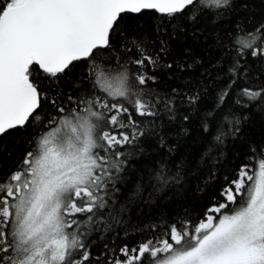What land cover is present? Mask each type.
Listing matches in <instances>:
<instances>
[{
	"label": "snow or ice",
	"instance_id": "obj_1",
	"mask_svg": "<svg viewBox=\"0 0 264 264\" xmlns=\"http://www.w3.org/2000/svg\"><path fill=\"white\" fill-rule=\"evenodd\" d=\"M238 6L0 0V264H264V19L225 27Z\"/></svg>",
	"mask_w": 264,
	"mask_h": 264
},
{
	"label": "trees",
	"instance_id": "obj_2",
	"mask_svg": "<svg viewBox=\"0 0 264 264\" xmlns=\"http://www.w3.org/2000/svg\"><path fill=\"white\" fill-rule=\"evenodd\" d=\"M247 2L248 8L244 9L242 7H237V10L235 13L229 15L226 18V22L224 23L225 27H231L235 23L243 24L245 23V18H248L249 24L251 23L252 16H255L256 20L264 19V0H238V5L240 3ZM219 23V21H217ZM211 26V25H210ZM187 46H192L194 51L198 56H203V64L205 67H207L211 61H213L216 58V51L214 47L211 46V38L208 40V45L206 46L203 42L197 43L193 41L191 36H186L183 39L174 41V48L176 49L177 53L179 51ZM164 81H168V77H163ZM167 83L161 84V87H166ZM245 131L248 134V137L251 140H259L264 141V118H261L259 116L255 117L251 124L246 125ZM198 131L195 122L191 125V130L188 136L182 137L181 143H182V151L181 155H194L197 148H198ZM25 146L21 145L16 149V155H19ZM248 161L245 158L243 146L237 142L235 144V147L232 145H229V151L227 152V156L225 159V163L221 168V173L227 172L231 174L234 170V168L239 165L240 163H247ZM258 159H255L252 161V164L254 167L258 168ZM2 163L5 167L8 166L9 161L7 158H4ZM214 190H209L208 193L205 194V196L211 195ZM199 197V194H194L192 192L188 193V201L195 207L197 204V198ZM169 201L165 200L164 204H168ZM179 204L175 206L173 209L169 208H163L162 210L167 211H175L176 209H179ZM191 215L193 217H196L199 215V209L197 208L195 211L191 212ZM134 238H129L128 241H120L117 240V245L127 242L132 243Z\"/></svg>",
	"mask_w": 264,
	"mask_h": 264
}]
</instances>
